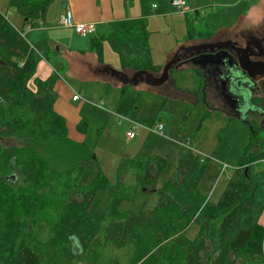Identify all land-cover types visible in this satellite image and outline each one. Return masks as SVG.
I'll use <instances>...</instances> for the list:
<instances>
[{
	"label": "trees",
	"instance_id": "trees-1",
	"mask_svg": "<svg viewBox=\"0 0 264 264\" xmlns=\"http://www.w3.org/2000/svg\"><path fill=\"white\" fill-rule=\"evenodd\" d=\"M50 1L7 0V8L20 16L22 26L32 29L41 23ZM186 27L187 38H194L188 21ZM22 31L0 15V139L31 140L38 146L61 141L66 153L55 167L28 146L0 145V264H264V226L258 223L264 205L253 198L256 185L248 175L249 165L264 155L260 134L254 138L250 133L249 144L214 203L198 191L204 161L186 151L176 160L174 172L155 189L157 201L151 209L120 212L121 202L154 188L163 160L124 155L113 186L100 171L88 184H81L93 152L67 138L65 121L53 110L56 76L33 77L40 57ZM147 39L143 19L117 21L91 38L90 52L100 61L105 41L121 69L158 74L160 67L151 64ZM251 143L259 148L245 154ZM22 174L23 186H7L16 184ZM127 179L132 184L126 186ZM98 190H104L110 202L88 214ZM191 223L198 226L193 238L185 233Z\"/></svg>",
	"mask_w": 264,
	"mask_h": 264
},
{
	"label": "rangeland",
	"instance_id": "rangeland-1",
	"mask_svg": "<svg viewBox=\"0 0 264 264\" xmlns=\"http://www.w3.org/2000/svg\"><path fill=\"white\" fill-rule=\"evenodd\" d=\"M170 1L168 4H170ZM230 3V6L226 8H200L197 14L199 26L193 28L194 37H202L199 33L203 34L204 28L211 31V35L217 34L213 32H218L221 27L226 25L223 23L226 21L225 19L230 23L235 15L238 13L240 15L244 11V8H249L247 12L250 13L253 11L250 9L259 7L260 4H263V0H231ZM3 11L10 12L11 14H8L9 19L14 22L12 17L16 14L15 11L11 8ZM172 12L175 13V10H172ZM221 13H224V20L222 19V21L220 20ZM206 21L209 26L204 27L203 23ZM172 23L171 35L167 28ZM182 24L183 19L175 14L166 17L163 22L159 23L160 31L157 35L153 32L157 30H151L146 25L149 38L148 44H151L149 46L151 59L160 67L163 66L161 46L167 44L170 47L176 39L180 45L173 50H170L173 46L165 50L172 51V54L180 46L194 39L193 37L187 38V36L185 38V33L181 31ZM236 27L237 24L233 29L228 28L230 29L228 31L234 30ZM34 34L33 31L28 34V37H33ZM76 37L81 38L78 35ZM65 50L71 51L66 47ZM100 58L103 66H110L112 69L120 67L116 53L111 50L107 43L103 44ZM58 61L61 64L56 70L65 81L69 82L70 85L71 82L67 78L81 82L80 84L74 82L72 86L76 92L81 90L86 102L83 103L81 116L78 117L79 119H85L84 126L75 129L72 125L69 128L70 134L75 133L77 135L78 140L75 141L84 143L93 152V160L86 165L80 176L79 182L81 184H88L95 174L100 171L109 185L113 186L116 168L126 154L136 153L149 158L162 159L163 167L154 188L138 191L133 201L121 202L117 207L120 212L151 209L157 201L155 189L157 191L174 172L178 157L186 151H191L204 161L205 166L198 183V191L209 203L217 201L224 189L227 177H229L238 158L242 155L243 148L250 142V131L248 127L234 118H229L219 111H215L213 105L204 102L201 91L202 77L199 71L196 73L192 69H172L168 72L171 85L165 83L158 88H147L142 84L134 87L124 86L121 104L116 107V104L109 106L102 94H97L98 88L102 86L97 85L98 81L88 80L83 75L77 74L74 68L68 65L65 56H61ZM50 68L52 71L54 70L51 66ZM64 72L65 75L67 74L66 77L63 75ZM100 82L101 84H109L104 81ZM109 86L112 87V85ZM117 90L119 91V89ZM81 100L82 97L79 101ZM101 100H104L102 106L98 104L93 107ZM112 113L133 121L139 126L140 130L133 140L126 141L124 138L127 121H123L120 125L111 115ZM156 121L162 124L163 129L161 132L149 130V126ZM82 128L83 131H80ZM68 138L70 139L69 135ZM184 142L188 144V150L180 145ZM261 143L259 145L260 151L264 153V135L261 136ZM0 145L11 148L28 146L55 167L60 165L66 153L62 148L61 141L55 140H52L47 146H38L31 140L2 138L0 139ZM248 147L249 149L245 154L259 148L258 145L253 143ZM245 170L247 168L244 169V172ZM248 175L256 185L253 198L264 205V155L259 158V161L252 162L249 165ZM21 177L22 179L18 176L16 184L10 185L7 183V186H23L25 184L24 175L22 174ZM125 183L126 186L132 184L129 179ZM122 184L124 185V181ZM108 202H110V198L107 193L104 190H98L90 200L87 213L93 214L98 210H103ZM218 221L219 219L212 221L211 226L216 227ZM258 223L260 226H264V212L258 219ZM197 230L198 226L195 223L189 224L185 232L186 236L193 238Z\"/></svg>",
	"mask_w": 264,
	"mask_h": 264
},
{
	"label": "crops",
	"instance_id": "crops-1",
	"mask_svg": "<svg viewBox=\"0 0 264 264\" xmlns=\"http://www.w3.org/2000/svg\"><path fill=\"white\" fill-rule=\"evenodd\" d=\"M185 8L182 13L173 8L170 4H168L169 0H51L46 13L41 21L39 26H36L32 29L26 30V27L22 26V19L20 16L15 14L12 19V22L9 19L10 12H4L3 10H8L7 8V0H0V13L4 14L6 20L10 23V25L18 31H22V36L25 41L28 43L30 48L35 52V54L40 57L38 60L35 70H34V78L39 80H45L49 76L55 74L56 79L53 84V90L56 94V99L53 104L54 112L62 117L65 121V126L67 129V138L70 136V140L77 141V135L75 133L70 134V127L76 129L78 123L85 119H79L81 116V110L83 109V103H86L83 97V94L80 91H77L73 88L74 82L80 84L76 80H72L67 78L70 82L65 81L63 77L57 72L56 68H59L61 62L58 61L61 56H65L68 62V65L72 66L74 70L79 75H83L84 78L88 80L98 81L97 85H102L98 88L97 94H102L104 100L109 106H113L116 104V107L121 104L122 101V93L124 94V86H119L114 80L109 79L107 77H99L94 72L102 67L101 58L100 61L97 60L96 56L90 52V40L94 36H99L108 31L109 24L130 20V19H143L145 22V26L153 31L156 35L159 34L160 25L159 23L163 22L166 17L171 15H177L183 19L182 29L185 33V38L187 36V27L186 22L192 25L191 29L199 26V22L197 20V14L199 13L200 8L210 7L211 9L217 7H227L230 6L231 0H184ZM220 4V5H219ZM223 4V5H221ZM253 6V5H252ZM249 8H244V11L235 15L232 21L225 19L223 23L226 25L221 27L218 32L213 33H225L228 32V28L233 29L236 24L238 28L239 26H253L257 24L261 17L264 15V0L263 4H260L257 8H251L252 12L248 13L247 10ZM64 10H69L72 15L73 24H92L94 28V33L88 37L77 38L74 33L73 28L71 27H60L56 24L57 17ZM175 10V13L172 12ZM260 10V11H259ZM9 14V15H8ZM224 13H221L220 20L224 18ZM226 14V13H225ZM226 16V15H225ZM224 20V19H223ZM220 21V23H222ZM236 22V23H235ZM204 27L209 26L208 22L203 23ZM231 25V26H229ZM173 23L167 28L169 34H171L170 29L172 28ZM222 26V25H221ZM34 31V36L30 38L28 34ZM204 33L207 35H211V31L204 28ZM212 33V34H213ZM172 35V34H171ZM170 36V35H168ZM155 38V37H154ZM149 38L147 39V42ZM175 39L172 42V45L165 44L161 46V57L163 58L162 64H164L165 60L169 57L172 51H165L168 48L173 50L176 46H179L180 43ZM107 43L105 41L102 42L101 52L103 44ZM108 44V43H107ZM151 44H148V48ZM184 45V44H183ZM65 47L71 51H66ZM76 49V50H72ZM150 53V61L153 66L160 67L159 64H156L155 61L151 59V51ZM101 56V55H100ZM55 65H54V64ZM161 64V65H162ZM120 65V64H119ZM50 66L54 68L52 71ZM161 68V67H160ZM189 68H181L179 70H185ZM115 70H121L120 67L115 68ZM178 70V69H177ZM64 77H66L65 72L63 73ZM100 81H104L109 84L102 83ZM109 85H112L110 87ZM32 87V84L30 83ZM81 89V87H80ZM119 89V91L117 90ZM73 93H79L82 97V100L71 101L70 97ZM101 100L97 104H94L93 107L98 104L102 106ZM97 108V107H96ZM102 109V108H97ZM124 112V110H123ZM115 120H117V115L111 114ZM119 116V115H118ZM113 118V119H114ZM113 121V120H112ZM75 125V126H74ZM140 130V129H139ZM135 136L137 135L138 131ZM126 131V130H125ZM124 131V133H125ZM84 134V133H81ZM134 136V138H135ZM79 137V136H78ZM126 141H131L124 136ZM69 139V138H68ZM75 141V142H76ZM136 154V153H134ZM134 154H129L126 156H133Z\"/></svg>",
	"mask_w": 264,
	"mask_h": 264
},
{
	"label": "flooded vegetation",
	"instance_id": "flooded-vegetation-1",
	"mask_svg": "<svg viewBox=\"0 0 264 264\" xmlns=\"http://www.w3.org/2000/svg\"><path fill=\"white\" fill-rule=\"evenodd\" d=\"M209 36V35H208ZM202 38V39H198ZM183 46L191 48L188 53L197 50L198 55L189 58L177 69L189 68L201 73V91L203 100L213 105L215 111L229 118H241V124L249 127L255 138L264 135V15L253 26L243 25L234 30L217 33L209 37H194ZM225 48L239 59L247 75L239 72L229 76L224 63L231 59L224 53H217L218 48ZM212 50V54H208ZM243 54H247L249 64L244 63ZM246 60V61H247ZM260 66L259 69L254 67ZM228 77V78H227ZM234 78L233 83L231 79ZM238 121V120H237ZM239 122V121H238Z\"/></svg>",
	"mask_w": 264,
	"mask_h": 264
},
{
	"label": "water",
	"instance_id": "water-1",
	"mask_svg": "<svg viewBox=\"0 0 264 264\" xmlns=\"http://www.w3.org/2000/svg\"><path fill=\"white\" fill-rule=\"evenodd\" d=\"M219 50V51H218ZM191 51V48L186 46H180L177 50H175L169 57L165 60L163 66H161L158 74H153L149 71L138 70V71H130L129 69H121L115 70L112 69L110 66H103L97 69L94 74H97L99 77H107L109 79L114 80L119 86H137L139 84L144 85L147 88H158L165 83H169L171 85V80L169 78L168 72L172 69H177L181 64L185 63L186 60L192 57V59L204 56L206 52L203 51L200 55H198L197 50L194 51L193 54L188 53ZM217 53H224L231 59V63H224V67L229 70V76H234L235 74L242 72L247 75V71L245 67L240 64L239 59L231 54L225 48H218ZM208 54H212V50L208 52ZM247 54H243L244 63L249 64ZM247 60V61H246ZM259 69L260 66L254 67ZM264 72V67L260 68V71ZM264 73H260L262 75ZM228 78V77H227ZM234 78L231 79V83H233ZM240 123L241 118H236ZM249 129V127H248ZM246 171V170H245Z\"/></svg>",
	"mask_w": 264,
	"mask_h": 264
},
{
	"label": "built area",
	"instance_id": "built-area-1",
	"mask_svg": "<svg viewBox=\"0 0 264 264\" xmlns=\"http://www.w3.org/2000/svg\"><path fill=\"white\" fill-rule=\"evenodd\" d=\"M170 5L175 8L177 11H183L185 8V1L184 0H171L170 1ZM1 16L4 17V14H1ZM41 23L40 22H36V26H39ZM56 24L60 27H71L74 30V33L76 35H78L79 37L83 38L86 37L88 35H92L94 33V28L92 27V24L87 23V24H73L72 22V15L71 12L69 10H64L62 13H60L57 17V22ZM35 26V27H36ZM31 29L30 26H26V30ZM80 94L79 93H73V95L70 97L71 101H76L80 99ZM117 121L118 123L121 125L123 121H127V129L125 131V137L127 139H133L137 130H139V126L130 120H127L126 118H123L121 116L117 115ZM162 124L158 121L153 122L150 126H149V130L151 131H158L161 132L162 131ZM180 145L187 149V143H180ZM188 150V149H187Z\"/></svg>",
	"mask_w": 264,
	"mask_h": 264
}]
</instances>
